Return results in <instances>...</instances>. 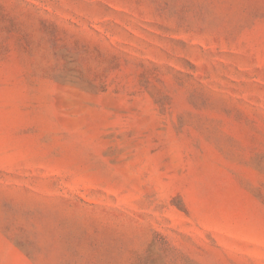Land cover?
Returning a JSON list of instances; mask_svg holds the SVG:
<instances>
[{"label": "rangeland", "instance_id": "374dc122", "mask_svg": "<svg viewBox=\"0 0 264 264\" xmlns=\"http://www.w3.org/2000/svg\"><path fill=\"white\" fill-rule=\"evenodd\" d=\"M0 264H264V0H0Z\"/></svg>", "mask_w": 264, "mask_h": 264}]
</instances>
